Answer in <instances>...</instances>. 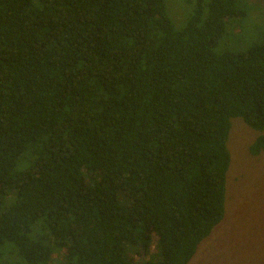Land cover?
<instances>
[{
	"label": "trees",
	"instance_id": "16d2710c",
	"mask_svg": "<svg viewBox=\"0 0 264 264\" xmlns=\"http://www.w3.org/2000/svg\"><path fill=\"white\" fill-rule=\"evenodd\" d=\"M247 1L177 30L164 0H0V264L191 261L224 217L231 118L264 150V31L213 50Z\"/></svg>",
	"mask_w": 264,
	"mask_h": 264
},
{
	"label": "rangeland",
	"instance_id": "374dc122",
	"mask_svg": "<svg viewBox=\"0 0 264 264\" xmlns=\"http://www.w3.org/2000/svg\"><path fill=\"white\" fill-rule=\"evenodd\" d=\"M199 1L206 7L209 0H164L175 29L185 25ZM252 2L256 10L250 9L247 1V14L226 25L225 33L213 47L215 52L244 51L261 41L264 3L262 0ZM259 133L241 118H231L224 217L198 245L188 264H264V150L257 156L249 152V146Z\"/></svg>",
	"mask_w": 264,
	"mask_h": 264
}]
</instances>
